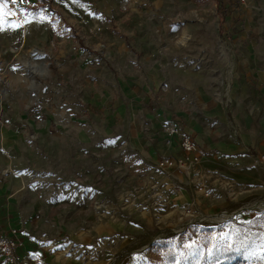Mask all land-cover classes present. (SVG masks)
<instances>
[{
  "label": "rangeland",
  "instance_id": "obj_1",
  "mask_svg": "<svg viewBox=\"0 0 264 264\" xmlns=\"http://www.w3.org/2000/svg\"><path fill=\"white\" fill-rule=\"evenodd\" d=\"M226 1L4 5L0 200L23 264H264V0ZM196 103L218 139L253 141L158 170L156 123Z\"/></svg>",
  "mask_w": 264,
  "mask_h": 264
},
{
  "label": "crops",
  "instance_id": "obj_2",
  "mask_svg": "<svg viewBox=\"0 0 264 264\" xmlns=\"http://www.w3.org/2000/svg\"><path fill=\"white\" fill-rule=\"evenodd\" d=\"M245 42H247V43H245ZM256 43L257 42H255V41H250V40L245 41V39H242L240 42H235V45L238 47H251L250 44L253 45ZM251 77H252V75L250 76V78ZM246 80L249 81V78L247 77ZM198 85H199V83H198ZM198 88H199V86L197 87V89ZM200 88H201V85H200ZM246 95L248 96V94H246ZM263 95H264V90L256 91V90L252 89L250 92V97H251L250 101L252 99H259V100H255V101H251V102L256 103L258 106H261L262 108H264V100L262 98ZM197 103H196V110L193 111V115L190 118L184 116V117H181L180 119L175 118V120H177L180 123V125L182 126V128L185 132L189 133L193 137L195 143L197 144L198 150L200 153L199 164L204 157V151H206L208 149H210V150L219 149L222 151H235V150L240 149L243 146L249 145L250 142L253 141L252 133H251V135H248V136L242 134L241 139L243 140V142H240L237 144L226 142L225 138H222L221 140L218 139L219 137H218L217 133H215V131H213V129H211L209 127L211 124L210 121H213L212 118H219V119L221 118V115H222L221 112H218V113L213 112L214 108L212 106H210L208 109H206V111H200V110H202V105L197 104ZM215 115H216V117H215ZM167 119L165 118V119L159 120L156 123L157 125H156L155 129H159L163 123L170 121ZM172 120H174V119H172ZM262 122L263 123L261 125V130H260L261 132H262V129H264V115H263V121ZM206 125H208L209 127ZM262 133H264V130ZM159 141H160L159 142L160 146L156 148V153H155V157L153 160L154 163L161 156L177 155L178 154L179 151L177 150L175 145L165 144L162 141L161 137H160ZM8 171L9 170H7V172ZM164 172H179V171H177L176 169H168ZM11 207H12V205L10 202H8V205H6V204L4 205L3 202L0 200V233H3V234L8 233L10 229H15L16 231H18L17 228L11 227V222L8 221V217H7L8 211L7 210H9V208H11ZM18 236L22 240V245L20 248H18L16 250V255H17L18 260L21 262V264H23L25 259H26V252L24 251L25 238L23 235L18 234ZM0 261H1V259H0Z\"/></svg>",
  "mask_w": 264,
  "mask_h": 264
},
{
  "label": "built area",
  "instance_id": "obj_3",
  "mask_svg": "<svg viewBox=\"0 0 264 264\" xmlns=\"http://www.w3.org/2000/svg\"><path fill=\"white\" fill-rule=\"evenodd\" d=\"M245 0H237L242 4ZM8 13L17 22L23 21L20 9L17 4L8 3ZM162 141L167 145H175L179 151L177 155H164L159 157L154 165L158 170L166 171L176 169L186 177L195 176L199 173L200 153L193 137L185 132L177 120H170L159 128ZM259 160H264V153L259 155ZM198 190L207 195L205 189L198 185ZM22 245L21 238L15 229H10L8 233H0V259L3 264H20L16 250Z\"/></svg>",
  "mask_w": 264,
  "mask_h": 264
},
{
  "label": "trees",
  "instance_id": "obj_4",
  "mask_svg": "<svg viewBox=\"0 0 264 264\" xmlns=\"http://www.w3.org/2000/svg\"><path fill=\"white\" fill-rule=\"evenodd\" d=\"M39 4V7L47 10L48 12L53 11L52 7L50 6L48 0H36ZM216 10L223 11L225 8V4L227 3L226 0H214Z\"/></svg>",
  "mask_w": 264,
  "mask_h": 264
},
{
  "label": "snow or ice",
  "instance_id": "obj_5",
  "mask_svg": "<svg viewBox=\"0 0 264 264\" xmlns=\"http://www.w3.org/2000/svg\"><path fill=\"white\" fill-rule=\"evenodd\" d=\"M18 2V0H0V31H4V25H5V20H4V16H5V9H4V5L11 3V4H16ZM8 15H12L11 12L8 13ZM227 250H231V248L229 247Z\"/></svg>",
  "mask_w": 264,
  "mask_h": 264
},
{
  "label": "bare ground",
  "instance_id": "obj_6",
  "mask_svg": "<svg viewBox=\"0 0 264 264\" xmlns=\"http://www.w3.org/2000/svg\"><path fill=\"white\" fill-rule=\"evenodd\" d=\"M259 205V204H258ZM219 217V216H218ZM221 217V216H220ZM206 218V217H205Z\"/></svg>",
  "mask_w": 264,
  "mask_h": 264
}]
</instances>
